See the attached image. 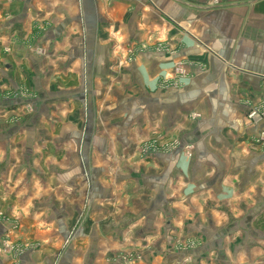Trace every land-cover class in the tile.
Listing matches in <instances>:
<instances>
[{
    "label": "crops",
    "instance_id": "crops-1",
    "mask_svg": "<svg viewBox=\"0 0 264 264\" xmlns=\"http://www.w3.org/2000/svg\"><path fill=\"white\" fill-rule=\"evenodd\" d=\"M263 99L264 0H0V264H264Z\"/></svg>",
    "mask_w": 264,
    "mask_h": 264
},
{
    "label": "built area",
    "instance_id": "built-area-1",
    "mask_svg": "<svg viewBox=\"0 0 264 264\" xmlns=\"http://www.w3.org/2000/svg\"><path fill=\"white\" fill-rule=\"evenodd\" d=\"M146 48L147 47L145 45L136 46L128 50V54L131 57V56H134L138 51H142ZM177 71L179 72L178 67H177ZM192 116L195 117L196 115L193 114ZM263 119H264V99L258 108L251 110V112L247 115V120L250 126L259 125L260 123H262ZM156 143H157L156 141L152 140L150 143L143 146L141 149L142 153H144L145 155H148L150 153L155 154L159 150L167 149L169 151H173L179 148L178 142H176L175 144H170V145L165 144V146L160 145L159 147L156 145ZM254 146L258 148L260 152H264V128L260 129V131L258 132L257 138L254 141ZM180 147L183 150L184 155H187V157H191V152H190L191 147L190 146L186 145V146H180Z\"/></svg>",
    "mask_w": 264,
    "mask_h": 264
},
{
    "label": "rangeland",
    "instance_id": "rangeland-1",
    "mask_svg": "<svg viewBox=\"0 0 264 264\" xmlns=\"http://www.w3.org/2000/svg\"><path fill=\"white\" fill-rule=\"evenodd\" d=\"M142 46V45H145V44H139L138 46ZM146 46V45H145ZM147 47V46H146ZM144 50H146V49H144ZM259 107V105L258 106H256V107H254L253 109H255V108H258ZM253 109H251V110H253ZM251 110L249 111V113L251 112ZM249 113H247V115L249 114ZM247 115H246V117H245V121H246V124L248 125V126H250L249 125V123H248V120H247ZM256 126H258V125H256ZM256 126H254V127H256ZM152 140H154V141H156L157 143H156V145L159 147L160 145H161V143H162V141H160V140H155V139H146V140H144L141 144H139V146H138V149H139V155L140 156H147V157H149V156H151V155H154L153 153H150V154H148V155H145L144 153H142V151H141V149H142V147L143 146H145V145H147L148 143H150ZM164 142V141H163ZM176 142H169V145L170 144H175ZM164 146H165V142H164ZM253 146H254V144H253ZM255 147V146H254ZM253 147V149H256V147L254 148ZM167 149H164V152L166 151ZM258 150V149H257ZM162 150H159V151H157L156 153H159V152H161ZM260 151V150H259ZM79 157H80V160H82V157H81V155L79 154ZM185 157L187 158V159H190L191 157H192V153H191V157H187V155H185ZM190 243L189 244H187V243H185V246H184V243H182V241H181V247L179 248L180 249V251H179V253H182V250L183 251H187V252H189V249L188 248H190V249H194V246H195V241H191V240H188ZM184 247H186V249H183ZM176 250H177V247H176ZM107 255H108V253H107ZM117 255H118V257H117ZM117 255H115L114 253H112V251L109 253V258L110 259H112L113 260V257H114V259H117V258H120L121 260H126V261H128V260H131V261H142L143 259H144V257H145V253H143L142 251H133V252H130V251H127V252H122V254L120 255V253L119 254H117ZM187 259H188V257H187Z\"/></svg>",
    "mask_w": 264,
    "mask_h": 264
}]
</instances>
